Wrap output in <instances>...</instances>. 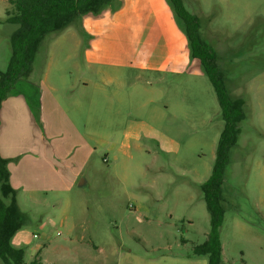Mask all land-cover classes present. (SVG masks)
<instances>
[{
	"label": "rangeland",
	"instance_id": "rangeland-1",
	"mask_svg": "<svg viewBox=\"0 0 264 264\" xmlns=\"http://www.w3.org/2000/svg\"><path fill=\"white\" fill-rule=\"evenodd\" d=\"M183 4L200 18L201 38L217 55L228 95L245 101L222 186L221 264H264V0ZM7 9L8 0H0V72L16 29L5 23ZM67 36L43 40L27 79L37 90L47 65L72 67L67 53L75 48ZM196 64L173 86L168 80L162 88L133 94L126 120L100 117L99 141L116 147L110 151L95 142L97 167L85 170L84 186L17 196L29 219L12 239L24 250L23 264L34 258L40 264H207L193 253L210 230L200 186L211 174L224 122L215 91ZM112 123L115 130L108 127ZM69 237L84 239L77 246L66 242Z\"/></svg>",
	"mask_w": 264,
	"mask_h": 264
},
{
	"label": "crops",
	"instance_id": "crops-1",
	"mask_svg": "<svg viewBox=\"0 0 264 264\" xmlns=\"http://www.w3.org/2000/svg\"><path fill=\"white\" fill-rule=\"evenodd\" d=\"M78 30L74 33L69 27L61 33L73 37L75 49L67 53L74 60L72 67L47 65L38 90L32 82L27 87L30 97L37 90L38 99L27 101L20 94L1 105L0 155L9 160L10 183L17 196L67 192L80 180L84 186L85 170L97 167L95 142L100 141L95 132L100 117L126 120L133 94L162 88L168 80L173 86L174 80L197 68L167 0H123L115 12L83 17ZM81 37L85 44L78 61ZM162 104V111H167ZM114 124L108 127L115 130ZM104 144L110 151L116 147L109 141ZM83 239L69 237L66 242L79 246Z\"/></svg>",
	"mask_w": 264,
	"mask_h": 264
},
{
	"label": "trees",
	"instance_id": "trees-1",
	"mask_svg": "<svg viewBox=\"0 0 264 264\" xmlns=\"http://www.w3.org/2000/svg\"><path fill=\"white\" fill-rule=\"evenodd\" d=\"M122 1L8 0L10 9L5 11V23L16 26V29L9 38L10 57L6 70L0 72V108L3 101L11 96L24 94L27 101L38 97L37 90L31 97L28 94L27 87L33 84L27 79L41 44L48 35L60 34L71 26L79 28L85 16L97 17L106 11L115 12L121 8ZM167 2L175 18L182 23L180 26L188 41L190 58L199 61L215 91L224 122L217 141L211 174L200 186L210 217V230L205 242L193 249L194 255L206 257L207 264H221L219 228L224 217L222 186L230 163L229 152L236 146L240 133L238 125L245 119V101L241 98L232 99L228 95L223 75L217 65V55L201 38L200 18L185 9L183 0ZM37 109L38 103L35 112ZM35 117L39 121L36 113ZM8 163L9 160L0 155V260L3 264H23L24 250L15 247L12 239L27 225L29 219L18 206L17 190L11 186ZM28 264L40 262L34 258Z\"/></svg>",
	"mask_w": 264,
	"mask_h": 264
},
{
	"label": "water",
	"instance_id": "water-1",
	"mask_svg": "<svg viewBox=\"0 0 264 264\" xmlns=\"http://www.w3.org/2000/svg\"><path fill=\"white\" fill-rule=\"evenodd\" d=\"M78 186H79V187L83 186V180H80V181L78 182Z\"/></svg>",
	"mask_w": 264,
	"mask_h": 264
},
{
	"label": "built area",
	"instance_id": "built-area-1",
	"mask_svg": "<svg viewBox=\"0 0 264 264\" xmlns=\"http://www.w3.org/2000/svg\"><path fill=\"white\" fill-rule=\"evenodd\" d=\"M34 237H36V236L34 235Z\"/></svg>",
	"mask_w": 264,
	"mask_h": 264
}]
</instances>
